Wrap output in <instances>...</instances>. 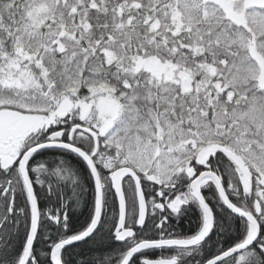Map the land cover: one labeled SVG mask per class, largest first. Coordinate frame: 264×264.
<instances>
[{"label":"snow or ice","instance_id":"snow-or-ice-1","mask_svg":"<svg viewBox=\"0 0 264 264\" xmlns=\"http://www.w3.org/2000/svg\"><path fill=\"white\" fill-rule=\"evenodd\" d=\"M0 264H264V0H0Z\"/></svg>","mask_w":264,"mask_h":264}]
</instances>
